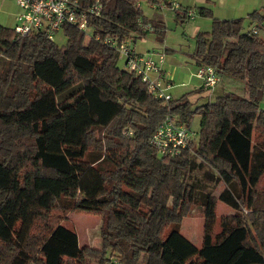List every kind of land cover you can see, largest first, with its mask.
Instances as JSON below:
<instances>
[{
    "label": "trees",
    "instance_id": "1",
    "mask_svg": "<svg viewBox=\"0 0 264 264\" xmlns=\"http://www.w3.org/2000/svg\"><path fill=\"white\" fill-rule=\"evenodd\" d=\"M78 1L101 5L88 16V40L71 24L61 46L0 25V264H264V39L243 31L242 17L174 8L179 22L189 10L211 20L192 57L220 79L165 105L124 60L117 65L119 51L104 39L134 43L151 30L140 3L171 4ZM248 17L264 28V7ZM150 23L163 42L160 24ZM203 90L208 101L193 107L189 95ZM166 115L191 132L178 154L151 142ZM208 184L223 187L214 195ZM218 201L231 214L218 217ZM195 204L201 247L179 232ZM60 211L99 216L102 244L80 245Z\"/></svg>",
    "mask_w": 264,
    "mask_h": 264
},
{
    "label": "rangeland",
    "instance_id": "2",
    "mask_svg": "<svg viewBox=\"0 0 264 264\" xmlns=\"http://www.w3.org/2000/svg\"><path fill=\"white\" fill-rule=\"evenodd\" d=\"M12 3L10 5L4 3L0 0V25L4 27L13 28L14 27V19L11 16V11L14 10L12 8ZM141 9L144 11L143 13L149 19L153 20H164V22H171V18L169 16H162L160 13H155L153 10L148 8V4L144 1L141 2ZM201 18L205 19V16H201L197 13L195 14V19ZM208 19V18H207ZM210 20V19H208ZM150 22V20H149ZM198 21L190 18L188 20H181L178 22L177 26L172 23L168 28L165 29L164 32V42L163 45L168 47L167 52L165 51V69L166 76L165 80H162L163 85L166 83L174 84L172 88L168 89L169 93L174 97L178 98L181 95L190 92L197 87L199 88L198 78L194 76L197 71L196 59L192 57V53L195 47V37L196 30L198 29L197 23ZM211 23V20H210ZM248 25V19L245 18L243 21V31H246ZM176 26V27H175ZM211 26V25H210ZM208 24L203 29H210ZM202 27H204L202 25ZM249 30V29H248ZM263 33H259V36L264 39V28L262 29ZM89 32L86 33V38L88 40ZM54 42L61 46L65 44L66 37L61 31L54 32ZM139 46L144 49H154L156 50L159 47V43L155 40V32L151 29L147 32L145 38L142 39V42H139ZM138 46V48H139ZM140 49V48H139ZM137 51V50H136ZM161 51L158 52H162ZM154 51H147L143 53H149ZM117 65L119 67H123V59L118 57ZM163 66V70H164ZM199 67V66H198ZM164 73V71H163ZM192 74L194 77H190ZM166 77H171L174 81H169ZM245 86V85H244ZM224 87V86H223ZM227 89L228 87L225 86ZM224 87V89H226ZM238 91L243 92L242 84L238 85ZM167 91V92H168ZM216 92H220V90H215ZM209 91L203 90L198 93H194L189 95L190 100L194 102L193 107L196 105H200L206 103L209 98ZM260 107L264 109V94L260 100ZM200 124V116L195 115L191 122V130L194 132H198ZM198 137V134L195 138ZM203 172L200 170L195 171L194 177L200 179L202 182ZM204 182V181H203ZM221 184L217 185H206L204 187L205 190H210L214 195H218L222 189ZM203 190V189H202ZM60 215H65V219L63 221V225L74 230L77 233L78 241L80 245H92L99 246L102 244V240L99 235V227L101 224V218L99 216L82 214V213H62L58 212ZM62 213V214H61ZM216 213L218 217L221 215L231 214V208L225 205L223 202L218 201L216 205ZM215 230H219V225L217 224ZM179 232L191 241L195 246L201 247L202 239H203V218L201 215V208L199 205H193L188 217L184 218L179 226ZM63 264V262H62Z\"/></svg>",
    "mask_w": 264,
    "mask_h": 264
},
{
    "label": "built area",
    "instance_id": "3",
    "mask_svg": "<svg viewBox=\"0 0 264 264\" xmlns=\"http://www.w3.org/2000/svg\"><path fill=\"white\" fill-rule=\"evenodd\" d=\"M18 6L13 29L19 34L28 32H43L54 41V32L63 31L66 24L76 26L83 32L89 31V14H98L101 5L99 2L87 8L81 6L78 0H12ZM161 5V8H164ZM176 8L177 4H172ZM189 19L195 17V12H187ZM146 30L152 29L149 23H144ZM256 33V30H253ZM63 33V32H62ZM98 39V37H96ZM104 42L117 48L124 60V66L141 77L153 96L161 99L166 105L172 98L168 89L172 83L163 85V66L165 53L149 52L137 54L134 46L129 41H118L105 38ZM205 87H214L219 81V75L213 66L203 65L197 67L194 74ZM168 91V92H167ZM131 133V132H128ZM191 132L181 122L170 115H166L159 123L151 138L152 144L161 154H178L187 144ZM106 264H122L117 258H111Z\"/></svg>",
    "mask_w": 264,
    "mask_h": 264
},
{
    "label": "crops",
    "instance_id": "4",
    "mask_svg": "<svg viewBox=\"0 0 264 264\" xmlns=\"http://www.w3.org/2000/svg\"><path fill=\"white\" fill-rule=\"evenodd\" d=\"M4 3L10 5V3H12V8H14V10L11 11V16H13L14 19V24H15V17L16 14L18 13L19 9L17 4L12 1V0H2ZM170 4L171 7L164 5V8H161L160 6L163 5V3L160 4H156V5H151L148 4V8H150L151 10H153L155 13H160L162 16H169L172 20L171 22H164V20H153L152 18L149 19L146 14H144L147 17V20H150V22H154V23H158L160 24L159 27H161V31L163 34V42H164V32L165 29L168 28V26H170L172 23H174L176 26L179 22L178 18H175V13L173 11L174 7H172V4H177L176 10L179 7L182 8H191L193 10H196L197 7L199 6H207L211 9L213 15L217 18H225V19H233V18H239L242 17L246 19H248V25H247V29L246 30H252L253 28L256 29V33L259 35V33H263L261 32L263 27H259L257 26L256 22H252L250 20V18L248 17V14L252 11H259L262 12V8L264 7V0H167ZM162 2V1H161ZM140 8H141V3H140ZM144 12V11H143ZM196 12V11H195ZM197 15V12H196ZM193 20L198 21L197 23H195L196 25H198V29L195 31L196 33L198 31H208L209 29H203L205 28V26L208 24V26H210V21L205 18V19H201V18H193ZM147 21V23H150ZM151 24V23H150ZM202 25L204 27H202ZM264 25V23H263ZM262 25V26H263ZM175 26V27H176ZM146 31L144 34L142 35H138V37L135 39L134 43L132 42L135 50H137L138 52H147V51H154V52H158L161 51L162 49L165 50L167 52L168 47H165L163 45V42H158L155 38V40L159 43V47H157L156 50L154 49H144L142 47L139 46V42H142V39L145 38V36L147 35ZM156 37V34H155ZM139 46V48H138ZM198 67V66H197ZM164 76H166V69L164 66ZM195 76V75H194ZM192 74H190V77H194ZM169 81L173 82L174 80L171 77H166ZM199 80V79H198ZM199 86H200V80L198 81ZM174 85V84H173ZM198 88V87H197ZM196 88V89H197ZM170 92V91H169ZM171 93V92H170ZM173 97V96H172ZM174 98V97H173ZM90 245V244H88ZM92 246V245H90ZM95 246V245H94ZM100 246V245H99Z\"/></svg>",
    "mask_w": 264,
    "mask_h": 264
}]
</instances>
